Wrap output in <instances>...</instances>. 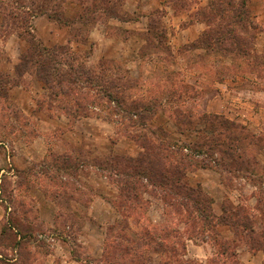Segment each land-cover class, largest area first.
<instances>
[{
	"label": "rangeland",
	"instance_id": "rangeland-1",
	"mask_svg": "<svg viewBox=\"0 0 264 264\" xmlns=\"http://www.w3.org/2000/svg\"><path fill=\"white\" fill-rule=\"evenodd\" d=\"M67 1L0 0V67H7L5 58L12 52L6 40L12 35L23 42L19 51L10 54L12 57L18 54L19 61L10 65L8 59V68L13 67V73L8 69L0 73V264H59L67 249L78 264H102L103 249L109 240L114 239L119 245L139 244L145 231L154 234L150 236L153 240L158 234H169V248L174 246L175 253L173 256L157 254L153 252L157 249L155 244H149L144 247L146 255L141 257L148 264L170 261L173 264H245L238 259V250L242 244L246 245L248 237L234 234L229 226L220 225L212 232L205 231L190 239L191 231L196 233L197 228L191 229L184 224V214H174L171 208H164L161 201L150 194V187L144 181L139 186L136 184L135 193L140 200L130 206L122 203L115 186L96 166L112 157L136 158L142 151L130 136L137 135H148L154 141L160 137L175 144L179 152H174L173 157L178 161L190 159L210 164L206 153L194 148V143L210 136L209 122L217 117L215 123L222 119L229 131L232 126L242 127L245 141L239 160L243 162L240 163L241 171L235 164L223 160L229 167L226 172L217 173L225 189L221 193L225 196L212 204L211 210L220 217L222 209L237 207L253 216L249 195L255 186L256 196L262 203L259 216H253L257 231L254 237L264 245V237L261 238L264 236V188L261 186L264 176V0H158L161 7L156 0H149L144 12L138 9L137 13L146 14L145 24H141L144 27L142 43L133 36L134 25L124 24L127 20L121 15L122 18H114L118 8L122 9L123 0H84L78 16L82 17V11L87 8L91 12V22L73 26L74 45L57 44L46 48L61 49L59 59L67 63L61 67H113L116 77L126 79L130 96L127 102L152 104L158 96L154 102L160 107L154 109L157 112L146 122V127L134 128L127 122L116 123L120 121L118 116L114 121L107 120L104 112L99 117L90 115L74 121H69L59 111L48 114L38 104L45 101L44 85L31 72L23 73L22 67H17L30 51L27 28L31 27L32 19L45 16L42 14L66 19ZM221 2L225 10L223 20L209 10L210 5ZM234 20L239 23L234 24ZM226 23L232 26V36L244 40V46L240 42L237 44L245 55L235 51L234 55L214 56L200 48L198 41L205 32H216ZM96 25H104L107 35L115 40L103 42L92 53L93 44L88 42V35ZM124 39L129 41H120ZM140 44L137 53L135 49ZM228 44L225 42V47ZM5 46L9 50L4 49ZM72 55L75 61L69 57ZM19 84L33 92L32 101L11 97L10 90ZM170 84L176 89L175 93L161 94L162 88ZM39 112L54 119L64 117L68 126L62 129L58 125L63 122H51ZM43 148L46 150L42 153ZM19 157L32 159L22 163ZM215 158L218 156L214 154ZM244 163L249 172L245 171ZM198 170L205 169L192 167L186 172L187 186L200 187L194 183V176L189 175ZM91 173L105 178L114 189L112 204L119 215L115 226L108 227L100 239L82 240L79 230L84 216L76 218L71 209L84 213L81 207L86 206L94 194L87 180ZM121 178L112 176V179ZM201 179L208 180L207 176ZM201 189L208 196L216 193L215 197H221L220 192H215L212 180ZM56 198H61L58 202L64 204L65 212L55 218V227L51 228L47 224L50 213L47 223L39 214L44 209L49 212L50 202ZM124 205L130 207L127 213L119 208ZM220 243L224 244V250L218 249ZM53 251L57 253L54 258L50 256ZM231 251L235 256H231ZM98 252H101L100 257Z\"/></svg>",
	"mask_w": 264,
	"mask_h": 264
},
{
	"label": "trees",
	"instance_id": "trees-1",
	"mask_svg": "<svg viewBox=\"0 0 264 264\" xmlns=\"http://www.w3.org/2000/svg\"><path fill=\"white\" fill-rule=\"evenodd\" d=\"M223 3L210 5L209 8L210 12L217 13L216 17L220 20H223V15L225 14V10L221 8ZM117 11V15L114 18H118L121 15L119 8ZM90 13L89 9L86 8L81 13L83 16H78L76 20H63L49 14L42 15L58 24L68 25L72 30L75 24H89L91 22ZM121 16L123 18H120L124 19V21L135 19V17L129 15ZM243 18L240 17V19ZM233 22L234 24L239 23L235 20ZM29 27L27 30L30 51L22 57L17 67H22L23 73L31 72L44 85L47 94L44 98L45 101L38 103L41 109H44L48 114L53 111H59L69 121L90 115L99 117L104 112L107 120L110 121H114L113 118L118 116L120 120H116L118 124L127 122L128 126L132 128L135 126L146 127V122L157 112L154 109L160 107L154 102L159 99L158 96L152 102L150 101L152 104L147 102H127V99H130L127 94L129 90L128 84L124 77H122V81L119 75L117 77L114 75L113 67H61V65H67L65 59H59V56L62 55L61 49L59 47L52 49L44 47ZM231 27L230 23H226L224 28H218L216 32H212L213 30L205 32L198 41L200 48H203L207 53L211 52L214 56L223 53L228 56L234 55L235 51L245 55L244 50L237 44V42H240L244 46L245 42L243 39L231 35ZM225 42H229L226 47L224 45ZM69 57L72 61H75L73 55ZM172 85L163 87L161 94L173 95L176 89ZM217 119V117H214L208 124V130L211 132L210 136L203 139L200 143H194L195 149L203 150L207 157L210 158L212 162L210 164H199L190 159L178 161L173 157L174 152H179L175 149L177 148L175 144L167 142L166 139L160 137L154 141L148 135H137L130 136V139L142 151L136 158L112 157L96 167L104 173L102 176L115 186L122 203L130 206L140 200L138 193H135L136 184L139 186L140 182L144 181L150 187V194L157 197L164 208H171L174 214H184L182 217L184 224L191 229L197 228L198 231L196 233H193V230L191 231L190 239L205 231L208 233L212 232L213 229L220 225H226L230 227L234 234L248 237L246 245L252 253L258 250L264 253L263 242L254 237L256 232L254 231L255 222L253 216L248 215L244 209L230 207L229 209H222L223 214L217 217L211 210L212 198L204 194L200 187L192 188L185 183L186 172L192 167L212 169L221 174L223 171L226 172L229 164H224L223 160L232 165L235 164L241 171L240 168L242 166L240 163L243 164V162H239V160L244 150L243 142L245 141V135L241 133L243 128H232V126V131H229L230 128L225 126V122L222 119L215 123ZM212 125L216 126L212 128ZM151 135L154 136L155 133L152 132ZM214 154L218 158L213 159ZM244 165L247 167L245 163ZM248 170L247 167L245 171L249 172ZM112 176H122L123 179H112ZM261 203L262 199L258 196L257 210L260 209ZM116 208L123 209L125 213L130 210V207H125V205L124 207L119 206V208L116 206ZM122 214L125 216L124 213ZM150 236H154V234L151 235V233L145 231L140 238L142 242L134 244L130 241V245H127L126 242L119 245L114 239L109 240L103 249L102 264H148L141 257L146 255L144 247L149 246V244H155L157 249L153 250V252L157 254L168 253L171 256L175 254L174 246L169 248L170 243L168 240L171 237L169 234H158L155 237L157 238L156 240H153ZM263 237L261 236L262 239ZM214 246L217 247V245ZM223 246L224 244L220 243L218 249L224 250L222 249ZM230 254L235 256L233 251ZM162 264L173 263L170 261Z\"/></svg>",
	"mask_w": 264,
	"mask_h": 264
},
{
	"label": "crops",
	"instance_id": "crops-1",
	"mask_svg": "<svg viewBox=\"0 0 264 264\" xmlns=\"http://www.w3.org/2000/svg\"><path fill=\"white\" fill-rule=\"evenodd\" d=\"M68 5L66 6V8L64 9V14L66 16V19L68 20H76L78 18V15L80 14L81 10L84 7V0H68L67 1ZM149 0H123V4L121 5V10H120V14L121 15H125V16H134L135 19L133 20H127L124 22V24H129V25H134L135 28L133 29L135 32L133 33V36L136 37L139 43L144 42V38H143V31H144V27H142V25H144V20L146 19V14H137L138 13V9L141 12H144V6L145 4L148 6ZM156 3L158 4V7H161V2L156 0ZM140 25V27H138L137 25ZM142 24V25H141ZM131 28V27H130ZM31 32L35 35V37L37 38V40L45 47H52L53 45H57V44H68L69 46H73V42H72V36H71V28L68 25H62V24H58L55 21L49 20L48 18H46V16H36L32 19L31 21V27H30ZM113 40L114 37H109L107 35L106 32V27L104 25H96L94 26L88 35V42L93 44V48H92V53H95L96 50L98 49V47L106 41ZM195 37L192 39L194 40ZM115 40V39H114ZM123 42H128V39H124V40H120ZM22 41L20 40V38L18 36H12L10 38H8L6 40V44H9L12 48V52H17L20 49V46H22ZM18 44V49L16 50L15 47ZM142 44L138 45V48L135 49V51L137 50V53L139 52V48ZM4 49H7V47L5 46ZM12 52H9L8 55L5 58V66L7 67H0V73L3 72V69H8L9 73H13V67H9V61H10V65L14 64V62L17 60L19 61V56L16 55V57H12ZM14 56V55H13ZM138 57V55H137ZM9 59V61H8ZM12 63V64H11ZM2 66V65H1ZM34 83L37 84V82L34 80ZM39 84V83H38ZM32 94L33 92L30 90H27L26 88H24L22 85H18V86H14L12 87V89L10 90V95L11 97H19V98H26L27 100L32 101ZM35 96V95H34ZM39 96V95H38ZM15 97V98H16ZM36 97V96H35ZM14 98V101H15ZM16 100H20V99ZM40 116L42 115V117L50 120L51 122H58V123H62V125H58L60 128L62 129H66V127L68 126L67 124V120L64 117H60L58 118H52L51 116L47 115L44 112H39ZM66 120V121H64ZM38 141L40 140V138L37 139ZM36 140V141H37ZM31 146V145H30ZM46 149L43 148V152H45ZM28 152H30L28 150ZM30 155V154H29ZM32 158L26 157V160L23 159V157H19V160L22 161V163H25L27 161H30ZM191 177L194 176V180L196 183V185H199L201 188H204V186H206L211 180L213 183V187L215 189V192H220L221 197L218 199L217 197H215L216 193H212L211 196L213 203L215 204V202H219L222 200V198H224V194H222L221 192H225V189L223 188V185L220 181V177L218 175V173L216 171L213 170H198L196 172L190 173L189 174ZM203 176H207L208 180H204L201 179ZM88 182L90 183V185L92 186V190H93V195L90 197V199L87 202L86 206H79L80 204L76 203L75 205H77L78 207H81L84 209V213H81L80 211H76L78 209H71V214L77 216L76 218L79 219L80 215L82 214L84 217L82 218V223L80 225V232L79 234L80 239L82 240H87V239H91L93 240L95 237L100 239L102 233L108 228V227H112L115 226V224L118 221V212L116 211V209L113 207L112 201L115 199V191L113 188H111V186L107 183L105 178H102L98 175H96L95 173H91L89 178L87 179ZM262 181V188H264V176L261 179ZM191 182V181H190ZM97 189V191L95 192V190ZM255 186H252V189L250 191V197H249V201H252V212H253V216L256 214L259 216V210H257V204H258V198L256 196L255 193ZM215 195V196H214ZM42 199L47 202L46 198L42 196ZM61 198H56L55 200L50 202V205H52V207H50V211L47 212L45 209L40 211V218L42 220H44L46 223L48 221H46L47 219V215H49L50 213V223L48 222V226L55 227L54 225V221L55 218L58 217L61 213L65 212V206L64 204H61L60 201ZM248 201V203H249ZM72 208V207H71ZM258 213V214H257ZM255 218V217H254ZM256 219V218H255ZM255 228V227H254ZM255 232L256 229H254ZM100 236V237H99ZM98 244H99V240H98ZM62 246L59 247V249ZM98 249H99V245H98ZM240 251L238 250V259L241 262H245V264L248 263H254V264H264V253L261 250H258L256 252H251L248 247L245 244H242L239 247ZM101 253V252H100ZM98 252V256L100 257V254ZM70 250L67 249L66 252L64 253V255L61 256L60 260H59V264H78V261L73 259L70 256ZM95 254V253H94ZM50 256L52 258L57 256L56 251H53L52 254H50ZM49 256V257H50Z\"/></svg>",
	"mask_w": 264,
	"mask_h": 264
}]
</instances>
